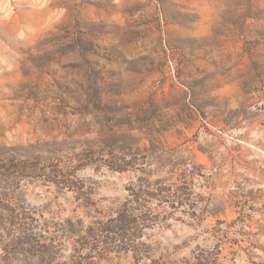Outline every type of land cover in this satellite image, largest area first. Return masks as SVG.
Masks as SVG:
<instances>
[{"label": "rangeland", "instance_id": "obj_1", "mask_svg": "<svg viewBox=\"0 0 264 264\" xmlns=\"http://www.w3.org/2000/svg\"><path fill=\"white\" fill-rule=\"evenodd\" d=\"M50 143L155 144L121 173L63 151L79 207L46 163L16 177L0 158V264L11 231L44 244L33 264H69L68 217L98 228L81 264H264V0H0V151ZM138 177L192 207L151 199L135 250L105 249L98 221Z\"/></svg>", "mask_w": 264, "mask_h": 264}, {"label": "trees", "instance_id": "obj_2", "mask_svg": "<svg viewBox=\"0 0 264 264\" xmlns=\"http://www.w3.org/2000/svg\"><path fill=\"white\" fill-rule=\"evenodd\" d=\"M155 143H148V145L141 143H113L112 145L100 144L98 150L95 146H89L88 148L67 147L62 143H50L37 145L36 147L31 145L32 151L28 155L19 153L12 150L0 151V158L6 164L7 173H12L9 168H14L17 176L23 175L22 170H38L41 171L40 165L47 164L48 177L51 181L62 184L63 186L74 187L76 193L74 199L78 202L81 198H84V194L81 192L80 186L83 179L76 178L75 181H71L64 172V169L60 166L59 162H62L64 157L63 151L69 152L70 161L75 165L84 166L86 161L100 151V153H106L107 160L104 165L111 171L123 172L128 169L129 165L136 164L140 157L144 156L142 153H150L154 149ZM32 157L33 164L30 166H23L20 164V157ZM13 176V174H11ZM67 184V185H66ZM155 199L160 202H166L172 208H176L178 204H185L187 208H191V203L187 202L188 197L184 192V189L177 186L174 187L172 183H167L161 178L149 179L146 177H138V183L136 188H131L127 194V199L123 201L117 207L110 208V214H104L103 219L98 221L100 230L102 231L103 239L100 241L103 248L112 249L117 246L125 251L135 250L134 243L135 238H138L140 228L151 220L149 209L146 206L147 201ZM84 203V202H82ZM81 201L77 203L76 207H79ZM85 204V203H84ZM83 228V219L80 217L66 218L63 221H53V229L58 234H63L66 238H74V253L71 255L69 264H81L83 260H86V255L90 251H95L98 246L96 235L98 228L89 227L87 235L81 234ZM104 233V234H103ZM10 240L3 245L4 253L1 256L2 264H33V256L39 251L40 241L30 237L16 234V231H11ZM116 241H118L116 243ZM131 243V244H130ZM47 252H50L53 247L45 244ZM109 246V247H107ZM131 248V249H130ZM88 249L89 252L84 250ZM148 254V253H147ZM23 255L27 263H20L19 256ZM207 264V263H202Z\"/></svg>", "mask_w": 264, "mask_h": 264}]
</instances>
